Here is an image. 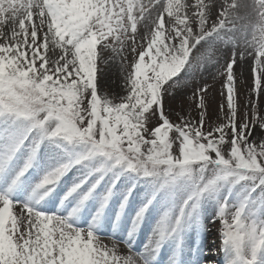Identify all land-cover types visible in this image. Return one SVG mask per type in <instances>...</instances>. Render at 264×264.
<instances>
[{
	"label": "snow or ice",
	"instance_id": "obj_1",
	"mask_svg": "<svg viewBox=\"0 0 264 264\" xmlns=\"http://www.w3.org/2000/svg\"><path fill=\"white\" fill-rule=\"evenodd\" d=\"M241 20L258 96L264 0H0V264H159L165 246L186 264L208 209L223 264H264V113L235 103ZM219 45L231 46L224 122L205 130L204 87L199 120L174 123L164 94ZM98 46L131 54L115 99L98 92Z\"/></svg>",
	"mask_w": 264,
	"mask_h": 264
},
{
	"label": "rangeland",
	"instance_id": "obj_2",
	"mask_svg": "<svg viewBox=\"0 0 264 264\" xmlns=\"http://www.w3.org/2000/svg\"><path fill=\"white\" fill-rule=\"evenodd\" d=\"M144 2H147V0H144ZM142 23L141 25H138V33L136 37L137 41H139L145 34V29L143 28ZM228 35L233 34L228 33ZM250 38L251 37L249 35V39ZM235 39L238 45L235 50L238 52L244 47L242 31L238 30L235 32ZM100 47L101 46H98L97 60L98 92L102 96L108 95L115 99L121 95L113 93L109 84L107 83L111 81L114 83L115 81L116 87L123 89L122 91H124L123 93L125 94V76L128 70V64L131 61V54L129 53L127 46H125V49L120 55H116L107 49L100 51ZM218 49L219 50L214 51L213 54V60L215 63H209L205 61L203 66L197 65L188 75H185L184 72H181L178 77L174 78L179 81V83L176 86L169 88V91L164 94L165 112L174 123L179 122L180 116L193 121L199 120L202 109L197 107L199 103V96L198 94L194 95V93H196L197 89L204 87L207 88V92L204 93L205 103L207 106V112L205 115V130H207L209 126L214 127L215 125L224 122L221 119V105H224V112H227V88L225 87L227 83V73L225 65L231 58V46H229V48H224L223 45H219ZM200 51L203 52L204 49H201ZM124 57H127V59H124ZM237 60L238 58H236V63L233 65L235 87L234 95L235 103L239 106L238 110L240 115H243L245 111V105H247L248 109L251 108V104L248 103L249 99L256 101L261 112L264 113V80H262V89L260 90L258 96L257 92L255 91V78L256 76L261 75L260 70L256 69L255 73L253 72V69L242 72L238 68ZM112 79H114V81ZM169 83H171V81H169ZM165 87H167V85H165ZM155 124L156 120L154 118L148 126L152 127ZM254 135L257 137L258 142H264L259 139L260 134L258 130L254 132ZM211 214L212 210L208 209L204 218V224L207 228V231L197 233V231L193 230V233L188 234L186 244L192 241L194 238L199 243L201 236L203 234H208L210 229L209 227H211L213 234L212 237L209 238L208 242L210 247H207L204 252L210 256L219 255L222 258L219 264H223V253L220 251V224L218 220L215 223L211 222L209 219ZM141 241L142 236L140 235L135 242V248L138 247ZM166 251L168 250L164 249L162 254Z\"/></svg>",
	"mask_w": 264,
	"mask_h": 264
},
{
	"label": "bare ground",
	"instance_id": "obj_3",
	"mask_svg": "<svg viewBox=\"0 0 264 264\" xmlns=\"http://www.w3.org/2000/svg\"><path fill=\"white\" fill-rule=\"evenodd\" d=\"M195 0H181V3H194ZM205 2L207 3L208 0H205ZM228 2L230 3L231 0H228ZM239 3L241 4H244V3H247V4H251L252 3V0H238ZM224 3V0H219V4H223ZM221 9L219 7H217L216 11L217 13L220 11ZM250 11V9H246L244 7H241L238 11H237V15L238 16H245L246 13ZM153 16H155V14H153ZM165 19L167 20V16H165ZM244 23L243 20L241 21H238L236 27L237 29H241V26L242 24ZM241 51H244V47L242 49H240V51L237 52V58H238V68L240 69V71H250L253 69L254 67V63H253V60H252V57L251 56H247L246 58L244 59H241L240 56H239V53ZM59 53V50L57 49V54ZM49 55H52L51 53ZM114 81V79H112ZM103 84V82H102ZM111 90L113 91V93H117L119 95H123L124 91H122L123 89H119L116 87V83L114 81V83L111 81L109 83ZM209 233L206 234V235H202L201 236V240L199 241V243L194 239H192V241H190L189 243H187V248H186V251H185V262L186 264H190L191 261L193 260H199L200 264H219V262L221 261V257L219 255H207L204 251L207 247H210V244L208 243L209 242V238L212 237V234H213V231L211 229V227H209ZM193 233L192 231L189 232V234ZM142 236V241L140 242V244L138 245V247L136 249H139V250H143V245L147 243V240H148V237L150 235V228L149 227H145L143 232L140 234ZM206 242V243H205ZM121 248H125L126 246L121 244L120 245ZM136 247V246H135ZM167 247V248H166ZM165 250H168L166 252H163L162 254V251ZM170 256H171V249L168 247V246H165L162 250H161V253L158 257L159 259V264H169V259H170ZM213 262V263H212Z\"/></svg>",
	"mask_w": 264,
	"mask_h": 264
}]
</instances>
